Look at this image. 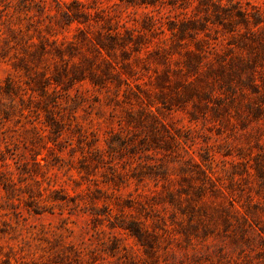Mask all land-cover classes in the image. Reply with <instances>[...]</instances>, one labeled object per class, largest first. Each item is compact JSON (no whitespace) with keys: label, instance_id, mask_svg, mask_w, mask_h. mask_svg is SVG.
I'll list each match as a JSON object with an SVG mask.
<instances>
[{"label":"rangeland","instance_id":"374dc122","mask_svg":"<svg viewBox=\"0 0 264 264\" xmlns=\"http://www.w3.org/2000/svg\"><path fill=\"white\" fill-rule=\"evenodd\" d=\"M0 264H264V0H0Z\"/></svg>","mask_w":264,"mask_h":264}]
</instances>
